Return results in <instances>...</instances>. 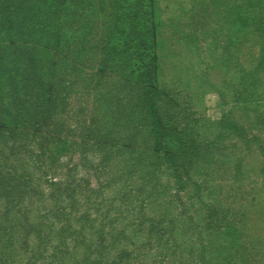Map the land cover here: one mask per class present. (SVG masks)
Instances as JSON below:
<instances>
[{
	"label": "rangeland",
	"instance_id": "rangeland-1",
	"mask_svg": "<svg viewBox=\"0 0 264 264\" xmlns=\"http://www.w3.org/2000/svg\"><path fill=\"white\" fill-rule=\"evenodd\" d=\"M68 1L60 10L77 4L78 14L60 17L65 36L89 41L94 59L106 41L107 62L60 72L54 57L38 112L21 102L25 91L1 89L3 118L18 114V123L0 122V170L17 167V184L31 171L48 188L65 164L118 156L91 176L97 187L140 158L143 212L186 231L184 262L205 250L209 264H264V0ZM87 24V38L71 29ZM117 45L122 61L108 60ZM145 46L150 54L140 59ZM96 83L105 89L94 98ZM92 111L98 123L87 139ZM125 184L105 187V197Z\"/></svg>",
	"mask_w": 264,
	"mask_h": 264
},
{
	"label": "trees",
	"instance_id": "trees-1",
	"mask_svg": "<svg viewBox=\"0 0 264 264\" xmlns=\"http://www.w3.org/2000/svg\"><path fill=\"white\" fill-rule=\"evenodd\" d=\"M49 1L0 0V91L5 86L9 93L25 91L21 102L24 106L35 104L34 111L40 110L39 104L47 97L48 89H52L48 76L54 57L60 72L82 66L101 70L107 62L103 60L106 41L95 50L100 52L94 59L90 56L89 41L80 43L74 33L70 38L65 36L66 28L63 21L60 24V17L77 15V4L69 6L67 11L60 10V0H56V8L40 7ZM71 29L84 33L86 38L92 33L89 24ZM113 50L115 57L108 60L122 61L119 45ZM141 51L140 59L150 54L147 46ZM105 77L100 78L102 85L107 82ZM96 84L94 98L105 89ZM62 110L67 113L71 108L63 105ZM92 113L88 120H83V134L87 139H93L95 123H98L96 119L91 120ZM81 116L77 123H82ZM17 119L15 114L6 121L0 111V122L14 125ZM85 144L91 146V143ZM67 150L68 147L60 146V153ZM104 155L97 164H65L60 174L47 180L48 188L34 179L31 171L24 175L25 181L17 184V167L0 170V264H209L205 250L198 254L190 252L189 261L184 262L186 231L178 233L175 222H154L143 212L147 198L141 196L137 183L143 177L138 166L140 158L138 162L132 160L135 166L130 171L112 173L113 176L97 187L92 186V175L103 174L108 166L118 164V156L108 152ZM0 157L4 163L7 161L1 153ZM117 180H125L123 190L114 198H106L105 187ZM182 237L184 240H180Z\"/></svg>",
	"mask_w": 264,
	"mask_h": 264
}]
</instances>
